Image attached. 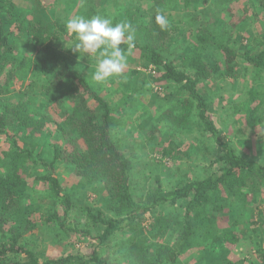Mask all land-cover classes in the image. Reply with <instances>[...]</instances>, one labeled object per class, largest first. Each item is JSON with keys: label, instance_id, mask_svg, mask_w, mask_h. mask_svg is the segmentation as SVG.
I'll return each mask as SVG.
<instances>
[{"label": "trees", "instance_id": "obj_1", "mask_svg": "<svg viewBox=\"0 0 264 264\" xmlns=\"http://www.w3.org/2000/svg\"><path fill=\"white\" fill-rule=\"evenodd\" d=\"M73 1L76 7H83L77 10V15H101L112 19L114 24L127 23L135 37H139L131 50L139 52L133 59L135 67L129 68L127 64L125 76H120L118 81L110 78L105 87L117 81L121 87L114 89L115 92L119 90L120 98L127 99L125 91L130 87L132 91L137 89L132 83L136 74L142 73L140 60L146 61L150 71L147 80L139 86L145 87L148 81L160 87L175 86L180 98L172 105L174 111L165 112L167 118L177 127L185 125L191 130L197 124L210 131L211 138L223 148L213 163L221 164L200 179H183L170 187L159 184L134 195L131 189L134 165L116 134L122 116L119 110L127 115L135 106H118L101 88L95 87L74 55L63 47L67 43L63 41L68 33L66 20L50 19L41 0H28L32 4L26 13L15 10L14 0H0V144L4 142V149L0 150V264H113L100 254V247L125 228L131 231L125 243L130 264H179L184 256L191 254L198 255L200 264H264V230H258V226L264 227V203L256 204L259 212L250 223L240 224L235 214L236 199L241 196L244 201L249 194L247 188L264 192V164L240 154L231 137L226 141L220 136L210 111L211 102L199 86L207 80L224 83L237 80L241 68L249 70L246 65H251L252 71L264 69V47L256 50L258 47L255 49L256 45L251 44L254 37L250 35L255 24L264 28V0H248V3L244 0L245 16L241 20L232 16L231 7L223 6L237 0H219L222 5L214 7L210 5L212 0H202L205 3L202 9L193 1L184 0L185 7L193 13L185 14L187 19L177 20L171 11L164 10L179 3L178 0H142L147 5L145 11H141L139 0L134 4H126L127 0ZM63 2L68 6L70 0ZM158 11L168 20L165 30L156 23ZM209 12H218L222 17L221 30L201 21L202 14ZM190 17L196 24L188 27L186 22ZM175 36L183 38L178 50H173L171 45L176 42ZM73 40L77 42L76 37ZM260 43L264 45V40ZM122 48L131 57L127 46ZM95 64L84 67L95 72ZM30 68L33 79L28 82L27 90L21 97L7 95L5 88L19 73L24 75ZM215 77L219 80L213 81ZM262 90L251 89L246 99L229 104L237 121L238 112L245 109L246 120L238 123L246 129L237 132L256 130L264 124ZM38 92L43 99L36 107L32 94ZM54 111L59 118H53ZM49 121H54V131L45 128ZM230 125L233 134L235 125ZM51 133L54 141L46 140V134ZM44 139L49 156L40 150ZM60 166L71 169L88 183H96V188L104 191L107 200L104 206L109 211L87 207L88 217L96 227L93 231H90L92 226L68 223V217L55 210L61 199L69 202L57 175ZM253 174L256 178L250 184ZM25 176H33L36 184L42 182L47 187L39 190ZM32 192L40 197L24 203L26 195L35 196ZM162 205H183L178 207L182 212L152 219L149 228L153 237H149L142 223L147 214ZM35 211L40 212L49 226L59 227L67 236L89 238V249L66 257L42 259L41 252L31 244L40 238L34 231ZM224 218L226 221H221ZM243 241L250 250L239 258L236 248Z\"/></svg>", "mask_w": 264, "mask_h": 264}, {"label": "rangeland", "instance_id": "obj_2", "mask_svg": "<svg viewBox=\"0 0 264 264\" xmlns=\"http://www.w3.org/2000/svg\"><path fill=\"white\" fill-rule=\"evenodd\" d=\"M63 1L65 0H41V4L45 9H48V16L53 20L57 17L67 20L68 18L78 16L77 10L80 6L76 7V5L73 4V0H70V2H68V6H66ZM135 1L137 0H127L126 4H134ZM191 1H193L198 9L205 7V3L202 0ZM14 2L16 4L15 10L18 13H26V8L32 4L28 2V0H14ZM137 2L142 4V0ZM178 2L179 3L172 5V7H167L164 11H171L173 14L172 16L176 20L181 18L187 19L188 17L185 14H188V12L193 13V11L190 10V8L185 7L184 0H178ZM246 2L248 3L249 1L246 0ZM211 3V7L222 5L219 0H212ZM243 5H245L244 0H237L225 3L223 6L231 7L232 11L230 12H233L232 16L234 15L235 19L239 18V20H241L240 18L245 16ZM146 6L147 5L143 3L141 11H145ZM82 8L83 7L81 6L79 10ZM141 11L140 13L143 14ZM204 15L202 14L200 17L202 22L211 26L212 29L221 30L223 23L222 17L220 18L218 12H209L208 15ZM224 16L225 15H223V17ZM190 18L192 19H189L188 22H186L188 27L192 24H196L194 22V18ZM250 35L252 38L254 37L251 44L256 45L254 47L255 49L258 47L256 50L264 47V45H261L260 43L264 40V28L260 27L259 23L254 25ZM63 37V41L67 42L63 46L64 49L74 55L75 60L82 66L81 68H83L84 73L87 74L88 78L94 83L96 88H101L105 95L108 97L110 96L109 99H111V102H114V104H117L118 106H123V104H131L135 106V109L131 110L127 115H123L125 113L124 110H119L118 113L122 116L120 123H118L120 124L118 127L119 133L116 134L117 140L121 148L124 150L125 155L132 159V163L134 165L131 176V189L134 195L144 192L152 187H157L159 184H162L165 187H170L183 179H200L207 176L220 166V162L213 163V160L222 154L223 148L218 145L213 138H211L212 134L210 131L205 129V127H202V125L197 124H193L194 129L191 128V130L185 125L177 127L172 119L167 118L165 112H168L169 110L174 111L172 105L175 104L174 102L176 98H180V96H178L179 90H177L175 86L164 84L163 87H160L158 85L155 86L149 81L145 87H143V85L139 86L140 82L147 80L150 71V69L146 66V61L140 60L142 64L140 63L139 69L142 73L139 75L136 74L135 80L132 83V85L137 89L135 91L129 90L132 87L127 89L126 91L129 90V92L125 91V96L127 97L125 100L120 98L122 94L118 93L119 90L118 92H115L114 89L121 87V85L117 83V81L121 78L120 76H125L127 73L126 71L129 68L133 69L135 67L133 59L139 54L136 49L131 51V57L127 56V64L129 65V68L126 64V67L121 75L112 77L117 79L115 84L109 85L111 87H105L110 79L103 83H97L92 78L94 71L84 67L96 63L95 55L91 58L88 56H81L79 53L73 51L72 44H74V35L68 32L64 34ZM182 37L185 40L183 35ZM182 37H174L176 42L171 43V45H173V50H178L180 47L179 41L183 40ZM136 38L139 40L138 36H136ZM208 56L210 57L209 54ZM94 59L95 61H91ZM246 67L249 68V70L241 68L239 74L240 76H238L237 80H227L225 83L221 81V83L210 82L207 80L200 83L199 86L204 88V94L211 102L210 111L215 120V124L219 128L220 136L226 141L227 138L231 137L234 142V148H236L240 154L243 156H249L260 164H264V124L257 126L256 130L254 128H250L245 133L243 131L237 132L240 129H246L243 128L241 124L244 120H246L245 109L242 108L241 112H238L237 118L241 122L238 123L239 120L237 121V119H235L236 116L233 115L234 111L233 109H230L231 105H229L234 102V100L238 101L246 99L248 92L251 89L261 87V90L263 89L262 93H264V69L260 68L259 72H257L256 70L252 71L253 67L251 65H246ZM32 74L33 71L31 68L29 71H26L24 75L23 73H19L18 77L16 76L12 80V83L7 86L8 89L5 88V92H8L7 95L21 97V95L27 90L28 82L33 79H30ZM215 80L219 79L215 77L213 81ZM258 80L263 82H258ZM35 89L36 87L34 90ZM32 95L34 106L37 107V105L41 104L38 102L43 99V95L40 92ZM254 103L255 102L252 104ZM145 113L146 117H144ZM51 115L53 118H59L56 111L52 112ZM53 122L54 121H49L45 128H50L54 131L55 128L53 126ZM231 123L235 125L233 134L229 131L231 129ZM171 132H174V134L169 135ZM46 136V140L48 139L50 141H54V134H46ZM45 139L42 140L40 150L43 155L49 156L50 150L46 147ZM20 142L22 143L21 140ZM3 144L4 142H1L0 150L4 149ZM57 172L63 188L62 192L68 197L69 202L67 203L61 199L55 204V210L61 215L65 214L68 217V223L72 225L78 224L82 227L84 226L85 228L92 226L93 228L90 231H93L96 227L93 220L88 217L87 207H91L94 211L97 209L105 210L106 207L104 205H106L107 200L104 197V191L102 192L101 189H97L96 183H88L85 179L76 175L69 168L60 166L58 167ZM25 177L29 178L27 181L30 185L35 186L39 190H43L47 187V185L42 182L36 184L33 176ZM254 177L256 178L253 174L252 179L249 180L250 184L255 181ZM245 191H248L249 194L244 201H242V198L240 199L241 196H238L236 199L235 214L239 216L240 224L244 222L250 223L251 219L255 220L256 214L259 212L256 204L261 206V204L264 203V192L258 193L251 187L247 188ZM37 197L40 196L36 194L32 197L26 195L24 203L28 204L31 202L32 198L37 199ZM44 201L45 203L48 202V200ZM244 202H246L245 206H243ZM181 206L183 205H179L177 207L162 205L147 214V219L142 223L146 229L145 235L153 237V232L149 228L151 222L153 221L152 219L166 216L174 212L181 214L182 211L178 208ZM262 207L264 209V204ZM206 208L210 209V206ZM32 216L36 221L34 231L38 233L40 238H35V241L31 244L36 246L35 249L38 252H41L42 259L66 257L69 254H77L89 249L90 245L87 242L89 238L76 235L67 236L59 230V227L49 226L45 220L43 221L39 211L33 212ZM221 221L225 222L226 218ZM258 228L261 232L264 230V227L262 226H258ZM102 231L103 230L99 233H102ZM130 235L131 231L127 228L118 230V232L101 245L100 254L110 259L113 264H130V260L127 259L125 248V243ZM262 239H264V232ZM249 250V245L246 241H243L237 246L236 254H238L237 256L239 258H241L244 254L248 253ZM199 261L200 258L197 254H191V256H184L179 264H200ZM245 264L252 263L246 262Z\"/></svg>", "mask_w": 264, "mask_h": 264}, {"label": "clouds", "instance_id": "obj_3", "mask_svg": "<svg viewBox=\"0 0 264 264\" xmlns=\"http://www.w3.org/2000/svg\"><path fill=\"white\" fill-rule=\"evenodd\" d=\"M155 19L161 30L167 29L168 20L162 13L158 11ZM65 27L76 37L77 42L72 44L74 52L89 58L95 55L94 81L103 83L123 73L127 56L122 46L126 45L128 53H131L136 42L135 32L129 24H114L112 19L101 15H78L68 18Z\"/></svg>", "mask_w": 264, "mask_h": 264}]
</instances>
